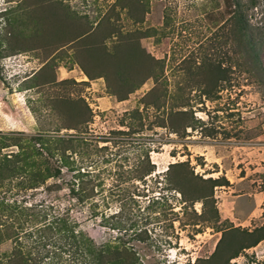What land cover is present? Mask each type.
Masks as SVG:
<instances>
[{"label":"rangeland","instance_id":"obj_1","mask_svg":"<svg viewBox=\"0 0 264 264\" xmlns=\"http://www.w3.org/2000/svg\"><path fill=\"white\" fill-rule=\"evenodd\" d=\"M234 20L224 0H0V159L56 173L0 169V264L34 260L31 205L115 263L264 264V42Z\"/></svg>","mask_w":264,"mask_h":264},{"label":"trees","instance_id":"obj_2","mask_svg":"<svg viewBox=\"0 0 264 264\" xmlns=\"http://www.w3.org/2000/svg\"><path fill=\"white\" fill-rule=\"evenodd\" d=\"M224 2L226 6L229 7L230 13L235 19L234 21L237 29L245 36H249L250 29L262 28L261 24L257 23L256 25L250 21L252 16V14H250V10L257 7L259 3L258 0H224ZM262 32L264 31H260V35H258L256 32V34H254L256 37L254 35L251 37L249 36L251 39L250 42L254 48L264 42V36L261 34ZM34 139H38L41 143V146L44 147L48 142L47 140H51L52 138H46L45 136L39 135ZM53 139L62 144L70 143V140H73L66 139L64 137H57ZM38 150L39 149L36 151ZM28 158L29 156H25V153H15L11 157L5 156L4 158L0 159V169L4 170L2 172L5 173H7L5 169L12 172L18 171L17 174L22 176L24 183L26 179L23 173H26V171L31 168L28 178L31 186H37V184L43 183L48 177L55 176L56 173L54 174L51 172L52 165L49 166L48 163L45 167L46 174H42L40 169L36 167V164L28 163ZM34 165L35 167H33ZM28 209L31 211V213H29V215L26 217H30L31 219L25 220L26 222H29L28 220L35 222V225L33 226H36L35 232L32 231V229L28 233L31 237L34 236V248H37L36 255L34 256V260H32L33 256L31 253L25 252L22 250V248H17L13 251L12 255H10L9 260L7 261L8 264H37L36 259L42 260L43 258L49 257V253L52 251V249L53 252L69 251L70 253L77 254L82 257L88 253L92 258H96L99 264H106V262L107 264H120L115 263L117 260L122 258L120 254L112 258L108 254L110 252L109 248L104 249L94 246L93 240L87 235V233L82 230H77L75 225L71 224L65 215L58 214L54 217V220L43 219L45 220L43 221L38 217L40 215V209L37 208V205H31ZM24 222V220L22 223L19 221L16 227L15 225H12L18 231H13L15 233L14 237H20V233L24 228ZM7 227L10 226L6 225V229Z\"/></svg>","mask_w":264,"mask_h":264}]
</instances>
